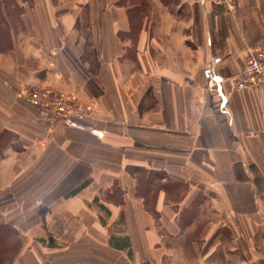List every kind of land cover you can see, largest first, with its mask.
<instances>
[{
	"label": "crops",
	"instance_id": "1",
	"mask_svg": "<svg viewBox=\"0 0 264 264\" xmlns=\"http://www.w3.org/2000/svg\"><path fill=\"white\" fill-rule=\"evenodd\" d=\"M237 1L231 15L213 0H15L0 50V264L12 250L8 264H98L111 236L132 264H264V82L232 81L264 50V0ZM25 83L88 117L42 122L17 97Z\"/></svg>",
	"mask_w": 264,
	"mask_h": 264
},
{
	"label": "built area",
	"instance_id": "2",
	"mask_svg": "<svg viewBox=\"0 0 264 264\" xmlns=\"http://www.w3.org/2000/svg\"><path fill=\"white\" fill-rule=\"evenodd\" d=\"M228 14L235 15L239 4L237 0H213ZM237 89L259 86L264 82V50H249L243 69L233 79ZM17 97L37 112L39 120L53 126L57 123L76 124L88 117L89 110L65 92L37 84H21Z\"/></svg>",
	"mask_w": 264,
	"mask_h": 264
},
{
	"label": "rangeland",
	"instance_id": "3",
	"mask_svg": "<svg viewBox=\"0 0 264 264\" xmlns=\"http://www.w3.org/2000/svg\"><path fill=\"white\" fill-rule=\"evenodd\" d=\"M20 1V0H18ZM22 2H26L21 0ZM5 2L7 3V7L2 9L0 8V50H6L8 48V44H9V30H10V25L12 24L13 27L18 28V22H19V14H20V7L18 4H16L15 0H5ZM29 2V0L27 1ZM179 2V0H163V4L168 5L174 7L177 3ZM215 4V3H214ZM217 5V4H215ZM219 6V5H217ZM16 22L18 24H16ZM100 200H114V202H118L120 199L118 194H109L106 193L105 196H101L100 195ZM101 216H105L104 212H100L99 211V218ZM101 219V218H100ZM120 224V223H119ZM118 224V225H119ZM99 229H100V233L104 236L110 234L111 231H116V230H120V227H105V226H101L99 224ZM7 249H10L7 248ZM13 254V250L10 252L9 255H7V258L3 259V263L2 264H8L9 263V259H10V255ZM130 262V264L133 263V258L132 255L130 253H128L125 257L124 254L118 253L115 250H112L110 247H108V245H105L102 242H99L98 244V264H122V262Z\"/></svg>",
	"mask_w": 264,
	"mask_h": 264
},
{
	"label": "trees",
	"instance_id": "4",
	"mask_svg": "<svg viewBox=\"0 0 264 264\" xmlns=\"http://www.w3.org/2000/svg\"><path fill=\"white\" fill-rule=\"evenodd\" d=\"M23 1H28V0H23ZM6 4L7 3L5 2V0H0V8L1 9H2V7L6 8L7 7ZM130 4L132 6L130 11H132V10H134L136 8L138 9L140 7V4L137 3V0H130ZM134 20L135 19L133 17H131V21H134ZM101 211H103V210H101ZM103 212H104V214H106V216L108 215L107 211L104 210ZM108 245H109V247H111L113 249H117V250H120V251H127V252L129 251V244L127 242V238L118 237V236H116V237L115 236H111L109 238ZM142 264H150V263L144 262Z\"/></svg>",
	"mask_w": 264,
	"mask_h": 264
}]
</instances>
